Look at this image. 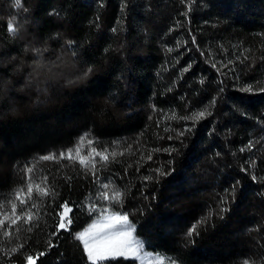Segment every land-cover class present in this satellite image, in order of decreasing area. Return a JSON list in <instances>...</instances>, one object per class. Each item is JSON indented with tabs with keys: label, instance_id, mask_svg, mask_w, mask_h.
<instances>
[{
	"label": "trees",
	"instance_id": "trees-1",
	"mask_svg": "<svg viewBox=\"0 0 264 264\" xmlns=\"http://www.w3.org/2000/svg\"><path fill=\"white\" fill-rule=\"evenodd\" d=\"M81 137L117 155L40 159ZM29 165L53 193L0 230V264H89L72 233L102 208L179 264H264V0H0V200ZM65 201L71 229L53 235Z\"/></svg>",
	"mask_w": 264,
	"mask_h": 264
},
{
	"label": "snow or ice",
	"instance_id": "snow-or-ice-1",
	"mask_svg": "<svg viewBox=\"0 0 264 264\" xmlns=\"http://www.w3.org/2000/svg\"><path fill=\"white\" fill-rule=\"evenodd\" d=\"M19 4L20 0H16ZM9 31L15 33L16 27L13 24H9ZM72 42H69L71 46ZM246 91H252L249 87L244 89ZM206 115V111H200L193 114L195 119L203 118ZM87 143L88 146L94 144V141L89 137H81L79 142L73 149H69L66 152L59 153V156L47 155L40 159L44 161L48 160H72L78 163L84 169L95 170L96 168V157H99L101 161L105 163L109 160V157H115L117 153L112 151L108 153L107 150L98 151L95 147H90L86 154L84 153V146ZM121 155L123 153H120ZM150 158V157H149ZM26 184L16 189L11 199L4 201L0 200V207H3L5 203L11 205L10 212H2L0 216V230H2V235L5 238H10L12 236L13 226L23 219L25 223L31 225L34 219H38L37 214H35L32 209L38 208L39 200L42 197H48L52 195L53 189L47 186L48 180L47 176L36 177L34 173V167L29 165L24 169ZM255 179V177H253ZM44 185V186H42ZM101 187L105 190L112 189L111 195L108 191H102L100 193V198L105 201L119 202L123 193L113 188L110 183H103ZM36 193L35 199L33 193ZM17 202L20 205H25L19 212L17 211ZM60 211L56 213L59 217V222L56 225L57 232L53 235H57L60 230L70 231L71 225L73 223V207L69 205L67 201L63 202L60 206ZM96 206L93 205L90 211H95ZM7 222V227L5 228V223ZM203 221H201L202 223ZM196 225H193L189 229L187 235L192 236L196 232ZM19 229H16L18 231ZM32 228L29 227L27 231H31ZM73 238L80 242L83 247V251L87 257L89 264H98V262L106 261L109 259H132L137 261V264H143L144 258L147 257L149 261L155 260L156 264H174L168 258L161 257L159 255L152 256L144 249V241L136 235V227L129 220L127 214L109 211L108 208H102L97 220L90 224L87 228L80 232L72 233ZM51 245V242L49 241ZM22 248L23 245H20ZM17 248H12L11 251L16 252ZM45 253L39 252L35 256L28 255L25 257L26 264H36V260L39 256ZM248 264V261H245Z\"/></svg>",
	"mask_w": 264,
	"mask_h": 264
},
{
	"label": "rangeland",
	"instance_id": "rangeland-1",
	"mask_svg": "<svg viewBox=\"0 0 264 264\" xmlns=\"http://www.w3.org/2000/svg\"><path fill=\"white\" fill-rule=\"evenodd\" d=\"M163 117H164V116H163ZM164 118H165V117H164ZM123 214H125V213H123ZM98 217H99V215H98L97 217L93 218L89 223L86 224L85 227H83V228H82L81 230H79L78 232H80V231L84 230L85 228H87L90 224H92L95 220H97ZM129 220H130V219H129ZM130 221H131V220H130ZM131 222H132V221H131ZM132 223H133V222H132ZM144 249H145L146 252L152 254V256L159 255V256H161V257H165V258L170 259L171 261L174 262V264H179L177 261L172 260L169 256H167V255H165V254L156 253V252H152V251L147 250L146 247H145V244H144ZM118 259H119V258H118ZM121 259H124V258H121ZM109 260H115V259H109ZM126 260H131V261H133L134 264H137V261H135V260H132V259H126ZM87 261H88V260H87ZM106 261H108V260H106ZM101 262H104V261H101ZM88 263H89V262H88ZM98 263H99V262H98ZM143 264H156V262H155V260H151V261H149L148 258L145 257V258H144V261H143Z\"/></svg>",
	"mask_w": 264,
	"mask_h": 264
}]
</instances>
